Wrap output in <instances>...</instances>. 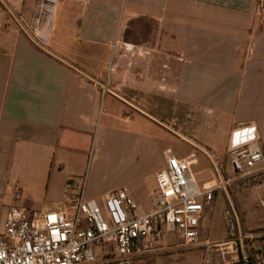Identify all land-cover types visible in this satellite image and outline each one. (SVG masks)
<instances>
[{"label":"crops","instance_id":"1","mask_svg":"<svg viewBox=\"0 0 264 264\" xmlns=\"http://www.w3.org/2000/svg\"><path fill=\"white\" fill-rule=\"evenodd\" d=\"M0 1V193L11 179L20 189L47 182L50 202L41 209L62 202L72 193L68 182L86 176L87 198L102 202L123 189L139 213L151 212L171 148L160 153L148 133L161 126L145 110L162 103L170 113L188 107L194 121L205 122L194 126L230 115L224 152L211 147L218 158L240 126L255 125L264 146V11L257 0H57L46 44L27 30L38 0ZM59 12L66 24L56 30ZM213 113L219 116L206 118ZM89 156L97 157L92 175ZM115 156L125 163L121 186L96 183V168ZM253 187L260 194L253 205L229 201L246 232L264 229V181ZM246 206L257 225H247ZM263 251L264 237L240 244L243 258ZM208 257L242 264L223 248Z\"/></svg>","mask_w":264,"mask_h":264},{"label":"built area","instance_id":"2","mask_svg":"<svg viewBox=\"0 0 264 264\" xmlns=\"http://www.w3.org/2000/svg\"><path fill=\"white\" fill-rule=\"evenodd\" d=\"M56 1L38 0L27 25L33 39L42 44L50 36ZM260 141L255 125L231 131L226 154L235 179L264 177V146ZM165 155L166 166L156 175L154 208L148 213H139L123 189L108 194L102 205L87 198L86 176L69 181L72 193L57 204L35 211L11 205L0 232V264H124L142 258L168 236L181 239L183 247L223 248L232 262H249L248 254L243 258L240 244L262 238L264 232L235 235L231 214L226 211L230 235L224 240L201 242L200 220L217 189H198L191 171L197 161L196 153L178 158L168 149ZM211 158L222 178L226 175L222 185L226 188L230 182L224 170L226 162L216 155ZM261 206L264 209V200ZM251 257L254 263L264 264V251Z\"/></svg>","mask_w":264,"mask_h":264},{"label":"rangeland","instance_id":"3","mask_svg":"<svg viewBox=\"0 0 264 264\" xmlns=\"http://www.w3.org/2000/svg\"><path fill=\"white\" fill-rule=\"evenodd\" d=\"M258 8L260 11H264V0H261L258 4ZM64 24H66L64 15L59 12V16L53 25L56 26L57 30L58 27H62ZM131 109L134 108L130 107L129 111H131ZM146 110L145 113L151 116V119L161 126L155 128L153 132L148 133L158 144L160 153L162 154V151L167 147L171 148L172 150H170L175 154L189 155L191 153H196L197 161L192 165L191 171L198 189L201 192L218 189L222 185L223 180L221 175L218 174L216 165L211 158L212 155L218 156V154L213 152L211 147L218 150L219 153L224 152L226 132L223 125L227 124L225 122L232 120V117L228 115L226 117L227 120H224L223 117L218 120L219 123L217 124L212 122L208 125L194 126L205 122H199V120L194 121L195 114L188 112V107L185 105L178 104L175 113H173L172 109L171 113L168 112L169 110L165 103H162L159 107L154 109L146 108ZM218 116L219 114L213 113L206 115V118L208 117L210 118V121H212V119H216ZM175 117H177V120H174ZM170 121H175L174 123L176 125L169 128L170 126L168 125H172ZM191 128L195 131L194 137L191 135ZM164 129L171 132V134L176 133V135L168 136ZM210 142H215V144H200ZM225 155L226 156L223 158L220 157L219 159L220 161L226 162L224 170L228 174L230 182L226 184V188H223V190H217L214 200L209 206V212L203 216L200 221L199 231L201 242L204 240L215 242L228 236V220L225 216V212L227 211V201H233V198L237 197L238 199H243L244 202L247 200V204L251 202L253 205V200L255 201L260 195L256 188H249L259 184L258 182L261 181L260 176H257L254 179L250 177L233 179L235 176L230 172L231 160L227 157V154ZM96 158V156H89L90 161L88 171L91 175L95 167ZM121 160H123V156H115L110 162H101L96 168L95 178L98 180L96 183L110 188L120 187V181L123 179L124 173L123 167L125 165ZM225 177H223V179H226ZM47 179L48 178H46V181ZM263 181H261V183ZM16 193H18L17 199H15ZM49 195L50 193L47 182L36 187L29 186L20 189L16 187L12 179L9 180L8 184L4 187V191L0 193V232L4 230L6 213L11 205H18L27 210H39L43 204L50 202ZM96 202L99 205L103 204V201L100 202V200H97ZM246 208L248 215L251 214L250 208H248V206H246ZM254 222V218L250 216L247 225L251 227L252 225H257ZM260 231L264 232V229H260ZM181 242V239L177 237L168 236L161 244L157 245L151 252L147 253L142 258L129 260L124 264H223V261L215 263L208 257V253L215 250V247L209 248L205 245L183 247L180 246Z\"/></svg>","mask_w":264,"mask_h":264},{"label":"trees","instance_id":"4","mask_svg":"<svg viewBox=\"0 0 264 264\" xmlns=\"http://www.w3.org/2000/svg\"><path fill=\"white\" fill-rule=\"evenodd\" d=\"M257 2H258V4H259V3L261 2V0H257ZM3 3H5V2H4V1H3V2L0 1V5H1L2 7H4V6H3ZM263 10H264V8H263ZM260 180L263 181V176H260ZM260 180H259V181H260ZM261 181L258 182V183H261ZM227 211H229L230 214H231V220H232V222L234 223V232H235V235L240 234V233H245L246 230H245V228L243 227V215H242V213L240 212V210H239L237 204L234 203V202H229V201H227ZM228 230H229V226H228ZM258 230L260 231V229L252 230V231H258ZM229 235H230V230H229V234H228V236H229ZM245 242H246V241H245ZM248 259H249V262H251L252 264H256V263L253 262L252 257H251L250 254H248Z\"/></svg>","mask_w":264,"mask_h":264},{"label":"water","instance_id":"5","mask_svg":"<svg viewBox=\"0 0 264 264\" xmlns=\"http://www.w3.org/2000/svg\"><path fill=\"white\" fill-rule=\"evenodd\" d=\"M242 264H252L251 262L242 261Z\"/></svg>","mask_w":264,"mask_h":264}]
</instances>
